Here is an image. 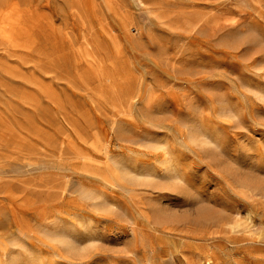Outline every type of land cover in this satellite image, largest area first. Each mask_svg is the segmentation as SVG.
<instances>
[{"label": "rangeland", "instance_id": "374dc122", "mask_svg": "<svg viewBox=\"0 0 264 264\" xmlns=\"http://www.w3.org/2000/svg\"><path fill=\"white\" fill-rule=\"evenodd\" d=\"M12 7L0 264H264V0Z\"/></svg>", "mask_w": 264, "mask_h": 264}, {"label": "bare ground", "instance_id": "6f19581e", "mask_svg": "<svg viewBox=\"0 0 264 264\" xmlns=\"http://www.w3.org/2000/svg\"><path fill=\"white\" fill-rule=\"evenodd\" d=\"M140 3V2H139ZM16 4V3H15ZM19 4V3H18ZM7 5V4H6ZM9 7V6H8ZM2 8V7H1ZM24 8V7H23ZM18 9V8H17ZM20 9V11H22V8H19ZM12 10H15L11 15L9 14H7V15H3V14H1L0 15V19H2V20H4V22H7L6 23V25H5V27L4 26H2L1 28H3L2 29V33H0L1 34V36H0V38L2 37V36H4L11 44H14V45H17V41H18V38H23V37H20V35H22L23 33H24V31H26V29L24 28V23H23V26L19 23V21H18V19L17 18H14L15 16H13V14L16 12V9L15 8H13L12 7ZM29 10V9H28ZM24 11H26V9L24 8ZM1 12H3V11H1ZM9 12V11H8ZM11 12V11H10ZM18 14L19 13H17V16H18ZM22 14H25V13H22ZM4 16V17H1V16ZM26 15L28 16V14H27V11H26ZM31 15V14H30ZM26 16V18H28ZM20 18V17H19ZM24 18V17H23ZM22 17L20 18L21 20L23 19ZM26 18H25V20H26ZM1 20V21H2ZM20 20V21H21ZM33 20V19H32ZM25 22V21H24ZM35 24V23H34ZM3 25V24H2ZM26 25V27H29L30 28V26H29V24H25ZM28 25V26H27ZM32 25H33V22H32ZM32 27V26H31ZM1 28H0V30H1ZM29 28H28V30H29ZM33 28V27H32ZM35 29V28H34ZM27 30V31H28ZM29 32V31H28ZM28 32H25L26 33V35L27 34H29ZM30 35V34H29ZM26 37H28V36H26ZM29 37H31V36H29ZM28 37V38H29ZM32 39V38H31ZM2 40H4L3 39V37H2ZM6 40V41H7ZM21 40H23V39H21ZM26 40V39H25ZM20 41V40H19ZM29 41V40H28ZM25 42H27V40L25 41ZM34 42V41H33ZM252 42H254V41H252ZM20 43V42H19ZM18 43V45H20ZM23 43H24V41H23ZM27 43H30V42H27ZM26 43V44H27ZM255 44L256 43H258V42H254ZM262 43V42H261ZM7 44H9L8 42H7ZM31 44H33V43H31ZM25 45V44H24ZM28 45V44H27ZM26 46V45H25ZM28 46H31L30 44L28 45ZM24 47V46H23ZM22 47V48H23ZM28 48V47H27ZM26 48V49H27ZM21 49V48H20ZM264 90V89H263ZM260 95H264V92H262V89H261V91H260ZM193 133V132H192ZM196 133V132H195ZM189 136H190V134H189ZM188 136V137H189ZM192 136V138L194 139V137H193V135H191ZM191 136H190V138H191ZM201 137V136H200ZM189 138V139H190ZM191 138V139H192ZM199 138V137H198ZM189 140V141H193V140ZM210 138H208V137H206V136H202V139H201V141H202V143H212V141L211 140H209ZM197 141V140H196ZM198 141H199V139H198ZM195 143H197V142H195ZM201 143V142H200ZM205 145V144H204ZM206 146V145H205ZM207 146H209V145H207ZM206 146V147H207ZM163 154H166V152L164 151L163 152ZM161 164H162V173H161V176L165 179V181H167V180H174V178H175V176H176V169L174 168V167H172L171 166V164H170V162H169V160L167 159V158H163V160L161 161ZM248 173V175H249V172H247ZM146 175H148V176H150V174H146ZM246 177L247 178H249V176H247V174H246ZM254 178V177H253ZM245 180V179H244ZM252 180V179H251ZM254 180V179H253ZM245 182H247V181H245ZM251 182V181H250ZM258 182V181H257ZM256 182V183H257ZM248 183V182H247ZM252 183V182H251ZM250 183V184H251ZM254 183V182H253ZM258 184V183H257ZM256 184V185H257ZM260 184V183H259ZM241 185H244V184H241ZM246 185H248V186H245V189H246V187H249V188H251V189H253L252 191L254 192V188H252L254 185H252V187H250V185H249V183L248 184H246ZM256 187V186H255ZM258 187H260V185H258L257 187H256V189L258 188ZM263 188V187H262ZM261 187L258 189V190H261L262 189ZM256 189H255V191H256ZM264 189V188H263ZM251 191V190H250ZM264 191V190H263ZM263 191H261L262 193H263ZM258 192V191H257ZM255 193V192H254ZM256 194V193H255ZM258 195H260L259 193H257ZM264 197V196H263ZM224 220V219H223ZM227 220V219H226ZM229 221V220H228ZM237 221V220H236ZM219 222H221L220 220H219ZM224 222V221H223ZM225 222H227V221H225ZM225 222H224V224H225ZM218 223V222H217ZM237 223V225H238V221L236 222ZM222 224V223H221ZM223 224V225H224ZM233 224H234V222H233ZM232 224V225H233ZM226 226L228 225V224H225ZM224 225V226H225ZM229 225H231V222L229 221ZM238 226H240V224L238 225ZM231 227V226H230ZM234 228L236 227L237 228V226L235 225V226H233ZM233 228V229H234ZM156 229V228H155ZM158 229V228H157ZM69 234H58L57 236H55L56 238H55V240H57L58 242H60V246H64V247H66L67 249H68V251H73V250H75L76 249V247H77V243H76V241L73 239H71V238H69ZM89 238H90V235L88 236ZM91 237H93V236H91ZM89 240V239H88ZM62 244V245H61ZM66 249V250H67ZM90 250V249H89Z\"/></svg>", "mask_w": 264, "mask_h": 264}]
</instances>
